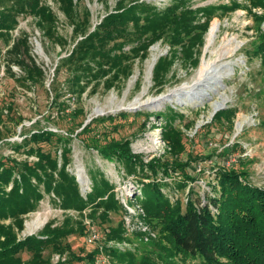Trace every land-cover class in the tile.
<instances>
[{
    "label": "trees",
    "instance_id": "obj_1",
    "mask_svg": "<svg viewBox=\"0 0 264 264\" xmlns=\"http://www.w3.org/2000/svg\"><path fill=\"white\" fill-rule=\"evenodd\" d=\"M56 1L73 26V48L61 57L57 73L63 68L69 72L68 92L74 100L92 84L94 90L102 81L109 90L124 84L133 74L132 61L145 60L150 48L159 42L169 46L167 54L161 56L154 67L155 85L162 90L174 76L178 62L187 68L200 65L206 34L215 17L240 8L250 12L254 8L264 9V0H247L250 6L233 0L228 4L197 8L192 6L191 0H172L163 8L147 0H117L115 9L93 27L88 8L81 10L76 0ZM254 14L260 21L264 20V13ZM22 15L37 17L38 27L61 47L65 48L68 40L59 33L57 16L44 0H0V36L9 42L5 54L0 51V61L5 59L6 71L14 78L13 65L20 66L25 75L16 79L22 85H29L30 82H43L45 72L32 56L27 35L13 38L12 30L18 27ZM258 54L264 65V31L260 32ZM60 95L54 101L59 106L57 124L67 122L66 131L42 129L25 136L22 141L6 142L16 152L35 143L26 154L28 157L35 155L36 160L0 155V264H96L102 251L100 245L96 244L86 254H79L68 240L73 235L88 236L85 217L101 230L103 251L110 255L112 264H180L198 258L202 264H264V187L251 182L249 157H238L229 164L215 163L212 168L216 181L210 184L214 194L208 193L206 201L194 198L192 187L187 202L183 203L180 198L172 200L163 190L166 183L151 179L160 172L164 175L175 172L183 178L178 183L179 188L186 189L189 182L199 178L197 171L190 170L193 163L200 165V161L213 160L217 155L228 156L241 147L239 143L219 151L218 148L208 149L211 144L208 141L199 156L187 153L184 132L175 125L177 119L184 118V113L169 107L166 112L156 114L165 120L163 138L168 144L167 154L162 159L154 158L145 163L141 155L132 150L130 139H109L95 125L113 120L115 115L94 117L87 123L85 109L61 101ZM236 114L235 108L217 112L213 123L217 124L218 132L226 127L230 137ZM75 134L87 135L90 147L123 165L128 174L141 173L150 179L143 184L141 197H137L144 209V219L159 233L158 237L149 238L153 247L150 250L141 254L133 242L134 234L128 233L124 217L117 223L112 220L113 214L125 209L117 197L115 185L104 173L92 171V191L83 195L77 176L68 169L72 160L69 143ZM206 134V137L212 134V128ZM53 140L59 143L55 154L41 145L53 143ZM2 141L5 140L0 129ZM60 149L62 159L58 155ZM184 153H187L186 159H179ZM200 167L201 171L206 169ZM50 194L55 195L52 199L62 209H74L79 215L67 213L60 224L48 221L38 233L20 238L25 216L38 210L41 201ZM134 233L144 240L143 231ZM111 241H128L132 246L121 249L111 245ZM46 250L66 257L55 263L50 257L46 258ZM24 253L29 254V259L23 257Z\"/></svg>",
    "mask_w": 264,
    "mask_h": 264
},
{
    "label": "rangeland",
    "instance_id": "obj_2",
    "mask_svg": "<svg viewBox=\"0 0 264 264\" xmlns=\"http://www.w3.org/2000/svg\"><path fill=\"white\" fill-rule=\"evenodd\" d=\"M147 1L163 8L172 0ZM232 1L191 0V4L197 8L211 4H228ZM237 1L250 6L247 0ZM44 2L53 9L57 16V29L68 40V44L63 48L50 41L44 31L38 27L37 17L32 15L20 16L18 27L12 30L13 38L27 35L32 56L43 68L45 77L43 82H30L29 85H22L16 78L19 79L25 75L24 70L18 65H13V71L16 73V78H14L6 71L5 59H1L0 129L5 141L0 142V155L11 154L19 159L36 160L35 155L28 157L26 154L31 144L36 145L35 143H30L29 146H24L20 152H16L6 142L22 141L25 136L29 137L32 132L42 129L65 132L69 124L67 122L57 124L60 121L58 119L60 115L58 113L59 106L54 104L57 95L61 94V101L65 100L73 106L83 107L88 115L87 120L94 117L115 115L113 120H106L95 125L109 139L113 137L130 139L134 153L141 155L143 161L148 163L154 158L162 159L167 154L168 144L163 138L165 120L156 114L166 112L169 107H173L177 112L184 113V118L177 119L175 125L184 132L187 153L199 156L205 150L208 141H211L208 149L218 148L221 151L223 147H229L232 143H239L241 147L230 152L228 156L217 155L213 160L200 161L199 164L202 165L203 169L206 168L205 170L201 171L200 165L193 163L190 170L192 172L197 171L199 178L194 182H189L186 189L179 188L178 183H181L180 179L183 178H180L178 173L170 172L169 175H164L160 172L157 176H151V179L157 178L166 183L163 190L172 200L180 198L183 203L187 202L192 187L195 191L193 197L206 201L208 193L214 194L210 184L216 181L215 171L212 168L215 163L226 162L229 164V162L236 161L238 157L242 156L250 159L248 169L251 172V182L254 185L264 187V65L261 54H258L260 32L264 31V20L260 21L254 14L262 15L264 13L263 8H254L252 12L247 8H240L229 14L215 17L211 26L214 22H218L219 28L211 41L208 39L209 31L206 34V44L200 65L197 68H187L178 62L174 67V76L162 90L154 82V67L157 62L154 67L150 68L153 47H156L158 59L169 51V46L166 43L159 42L150 48L149 56L145 60L142 61L137 58L132 61L134 63L133 74L124 84L110 90L106 89L103 81L95 87L97 90H94L92 84L81 97L74 100L72 94L68 92L69 72L63 68L61 72L57 73L61 57L67 55L73 48V26L62 11L58 1L44 0ZM76 2L81 10L88 8L91 11L93 27L101 22L108 12H112L117 4V0H76ZM8 45L7 38L0 36L2 55L5 54ZM126 49L129 50L130 46H127ZM204 63H208L213 68L217 67L222 73L214 80L216 82L210 84L206 81L200 86L203 89L213 88L206 101H195L189 95H183L175 97L160 107L142 104L174 88L191 86L199 78L200 69ZM221 96L227 98V103L213 111L212 102L221 100ZM224 108L237 109L235 125L230 132V137L226 127H223L222 132H218L217 124L213 123L216 113ZM122 113L128 114L124 116ZM240 120H244V125L238 129ZM202 126L205 128L202 129ZM218 126L221 127L219 124ZM211 128L212 134H208L206 137V133ZM87 142V135H73V139L69 143L72 148V160L68 169L78 178L79 174L83 172L84 179H79V183L84 196L87 192L92 191V171H100L115 185V192L120 201L123 202V199L127 197L131 199V206L134 204L132 206L134 210H129L128 213L124 207L125 212L113 214L112 220L117 223L123 217L128 218L130 221V223L126 221L128 233L131 234L130 236L134 234L132 236L133 242L143 254L153 247L150 245L151 242H148L149 239L144 238L142 240L138 237L139 235L135 236L136 233L134 232H142L136 226L140 222L137 218L138 210L135 208L138 204L141 206L137 197H141L143 184L148 183L150 179L145 178L141 173L128 174L123 165L103 157ZM41 145L43 149L53 151L54 154L59 148V143L56 140H53V143ZM61 152L62 149L59 150L58 154L60 159H62ZM187 153H184L179 159H186ZM150 173L151 170L148 171V174ZM52 198H54L53 194L46 195L38 210L25 216V228L19 232L20 238L38 233L48 221L52 220L56 224H60L64 220L68 212L63 210ZM73 210L70 209L72 213L79 215L77 211L74 212ZM37 213L44 217L45 223L37 230H33L29 223L34 220ZM130 213L134 214V217ZM158 236L159 233L156 232V237ZM68 240L71 242L73 250L79 254H86L96 246L95 243L89 241L88 237L79 235H73ZM56 255L59 254L53 253L52 250L45 251L46 258L50 257L55 263ZM23 257L29 259L30 256L28 253H24ZM202 263V260L198 258L186 262L182 261L180 264ZM74 264H78V262Z\"/></svg>",
    "mask_w": 264,
    "mask_h": 264
},
{
    "label": "bare ground",
    "instance_id": "obj_3",
    "mask_svg": "<svg viewBox=\"0 0 264 264\" xmlns=\"http://www.w3.org/2000/svg\"><path fill=\"white\" fill-rule=\"evenodd\" d=\"M219 28V23L214 22L209 30V41L212 40V38L216 35V32ZM158 55L156 53V47L152 48V57L150 62V68L154 67L155 63L157 62ZM219 69L217 67H211L208 65V63H204L203 67L200 69L199 78L196 82H194L191 86H181L174 88L168 92L162 93L158 95L157 97L153 99H149L148 101H145L142 104H149L151 106L160 107V105L168 103L172 101L175 97H181V96H188L190 98H193L195 101H206L207 97L211 95V92L213 91V88H207L203 89L200 87L203 85L206 81L208 83L212 84L215 79H217L218 75L222 74L220 73ZM227 98L221 96V100H215L212 102L213 111L218 110L222 106H224L227 103ZM198 103V102H196ZM244 125V120H240L238 122V129L242 128ZM79 178L82 180L83 178V172L79 174ZM45 220L44 217L40 213H37L34 220H32L29 225L30 228L33 230H37L39 227L44 225Z\"/></svg>",
    "mask_w": 264,
    "mask_h": 264
},
{
    "label": "built area",
    "instance_id": "obj_4",
    "mask_svg": "<svg viewBox=\"0 0 264 264\" xmlns=\"http://www.w3.org/2000/svg\"><path fill=\"white\" fill-rule=\"evenodd\" d=\"M80 178L77 177V180L79 181ZM90 192V191H89ZM88 193V192H87ZM54 195V194H53ZM87 195V194H86ZM55 196V195H54ZM119 199V198H118ZM120 200V199H119ZM121 204L126 208L127 212L129 210H134L132 208V206H134V204H132L131 206V199L129 197L123 199V202L120 201ZM65 210V209H63ZM135 210H138L137 213V218L139 220V224H136V226L138 227V229H141L144 233H145V238L149 239L151 237H156V232L152 229V227L149 225V223L146 222V220L144 219V209L142 208V206H140L139 204L136 205ZM67 211L69 214L73 215V216H77V214H74L70 211V209L65 210ZM71 213H70V212ZM74 212L76 210H73ZM78 212V211H77ZM79 213V212H78ZM129 213V212H128ZM67 214V213H66ZM130 215H132V217H134V214L130 213ZM125 221H127L128 223H130V221L128 220V218L126 217ZM85 223L87 224L88 227V239L90 242H93L97 245H100L99 247L101 248V253L97 258L96 264H112V260L110 255H108L106 252L103 251V244L101 243V238H102V232L101 230L92 222V220L88 217H85ZM141 224V225H140ZM45 226V225H44ZM43 226V227H44ZM35 234V233H34ZM32 235V234H31ZM27 237V236H26ZM25 238V237H24ZM111 245H116L121 249H125L126 247H131V243L128 241H124V242H120V241H111L110 242ZM56 261H58L60 258L65 259V257H61L60 255H56Z\"/></svg>",
    "mask_w": 264,
    "mask_h": 264
},
{
    "label": "water",
    "instance_id": "obj_5",
    "mask_svg": "<svg viewBox=\"0 0 264 264\" xmlns=\"http://www.w3.org/2000/svg\"><path fill=\"white\" fill-rule=\"evenodd\" d=\"M92 119H90V120H87V123L89 122V121H91Z\"/></svg>",
    "mask_w": 264,
    "mask_h": 264
}]
</instances>
